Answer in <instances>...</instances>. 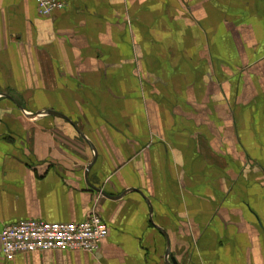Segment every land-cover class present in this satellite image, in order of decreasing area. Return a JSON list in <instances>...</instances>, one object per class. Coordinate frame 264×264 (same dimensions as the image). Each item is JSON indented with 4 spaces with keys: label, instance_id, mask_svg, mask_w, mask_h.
I'll return each mask as SVG.
<instances>
[{
    "label": "crops",
    "instance_id": "obj_1",
    "mask_svg": "<svg viewBox=\"0 0 264 264\" xmlns=\"http://www.w3.org/2000/svg\"><path fill=\"white\" fill-rule=\"evenodd\" d=\"M63 1L0 0V232L108 234L0 264H264V0Z\"/></svg>",
    "mask_w": 264,
    "mask_h": 264
},
{
    "label": "built area",
    "instance_id": "obj_2",
    "mask_svg": "<svg viewBox=\"0 0 264 264\" xmlns=\"http://www.w3.org/2000/svg\"><path fill=\"white\" fill-rule=\"evenodd\" d=\"M41 16H49L66 7L63 0H36ZM108 234V227L93 210L81 222H47L42 219H23L6 224L0 241L7 258L23 253L43 251L96 252Z\"/></svg>",
    "mask_w": 264,
    "mask_h": 264
},
{
    "label": "water",
    "instance_id": "obj_3",
    "mask_svg": "<svg viewBox=\"0 0 264 264\" xmlns=\"http://www.w3.org/2000/svg\"><path fill=\"white\" fill-rule=\"evenodd\" d=\"M47 113L58 114V115H59V113L54 112V111H47ZM31 116H35V115L33 114V115H31ZM168 256H169V255H168ZM168 256H167V258H168ZM169 264H178V262L176 261V259H175L174 257H171V260H170Z\"/></svg>",
    "mask_w": 264,
    "mask_h": 264
}]
</instances>
